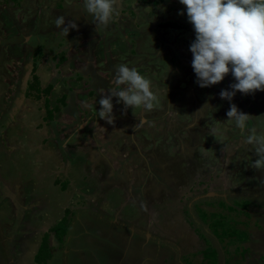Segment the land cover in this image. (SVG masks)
Wrapping results in <instances>:
<instances>
[{
  "label": "rangeland",
  "instance_id": "374dc122",
  "mask_svg": "<svg viewBox=\"0 0 264 264\" xmlns=\"http://www.w3.org/2000/svg\"><path fill=\"white\" fill-rule=\"evenodd\" d=\"M65 4L0 0V260L37 264L32 242L48 232V264H264V170L226 124L234 103L251 115L246 132L264 130V91L228 101L231 74L196 83L179 0H120L98 29L83 0ZM61 15L78 29L64 35ZM119 64L150 79L160 104L124 111L113 97L108 124L98 101ZM216 121L223 145L209 135ZM83 229L80 255L89 246L94 259H75Z\"/></svg>",
  "mask_w": 264,
  "mask_h": 264
},
{
  "label": "clouds",
  "instance_id": "9594fccd",
  "mask_svg": "<svg viewBox=\"0 0 264 264\" xmlns=\"http://www.w3.org/2000/svg\"><path fill=\"white\" fill-rule=\"evenodd\" d=\"M69 6L72 0H68ZM185 6L188 22L193 26L195 39L190 44L192 69L196 83L201 88L224 81L231 74L234 78L228 89L219 93L221 99L231 101L237 92L245 95L264 91V0H179ZM120 0H83L85 12L97 26L107 27L120 15ZM181 11L179 15H184ZM64 15L56 17L54 25L64 35L78 29L74 22H68ZM113 88L102 93L98 104V117L108 124L115 123L113 97L116 103L124 105V111L131 108L151 112L159 104V96L152 90L150 79L136 68L119 64L112 80ZM135 115V114H134ZM226 124H232L245 136L243 143L254 148L257 159L250 163L256 170H264V130L248 129L251 115L242 112L232 103L226 113ZM146 123L139 120V126ZM221 122L210 127L209 135L223 145L225 133ZM44 234V233H43ZM57 239V238H56ZM58 240V239H57ZM264 255V253H263ZM36 262V260H35ZM45 264H48L47 262Z\"/></svg>",
  "mask_w": 264,
  "mask_h": 264
},
{
  "label": "crops",
  "instance_id": "0c3cea01",
  "mask_svg": "<svg viewBox=\"0 0 264 264\" xmlns=\"http://www.w3.org/2000/svg\"><path fill=\"white\" fill-rule=\"evenodd\" d=\"M71 163V162H70ZM8 221V220H7ZM85 228H86V226H85ZM84 230V229H83ZM68 231H69V228H68ZM67 231V232H68ZM82 232H84V233H82ZM2 233V232H1ZM81 234L82 235H80V237H78V238H76V237H74V235H73V240H76V241H78L77 242V244L75 243V245L74 246H76L77 247V249H76V251L74 252V254H75V259H83V257H86L85 259H94V257L97 255V253H95L92 249H90L89 248V246H86V248L84 249V250H88L89 249V251H88V253L87 254H84V255H80V249H81V246L82 245H80L79 244V238H80V242H81V240L83 239V237L85 236V238L83 239L84 241H89V239L91 238L89 235H90V233H89V231L88 232H86V229L84 230V231H81ZM4 235H7V234H4ZM67 235V233L65 234V236ZM70 236H72V234L70 235ZM79 236V235H78ZM5 237V236H4ZM8 239H12L13 240V235H10V236H6ZM67 237V236H66ZM70 239H71V237H70ZM5 240H7V239H5ZM74 242V241H73ZM109 245H111V244H109ZM111 247V246H110ZM83 250V251H84ZM196 252V251H195ZM194 252V253H195ZM264 253V252H263ZM243 256V254L241 255V257ZM248 256H249V258H252V259H260V258H258V257H253V256H251L250 254H248ZM110 259H114V257L113 256H110L109 257ZM116 258V257H115ZM189 258H191V259H195V258H197V257H194V256H192V257H189ZM189 258H187V259H189ZM11 259H13V256H12V258ZM124 258H123V255H121V259H117L118 260V263L117 264H119V262H120V260L124 263V260H123ZM225 259V258H224ZM147 260H149V261H151V262H153V261H155V259H147ZM164 261L165 260H167V259H163ZM34 261H35V259H34ZM145 261V259H143V262ZM189 261V260H188ZM187 261V262H188ZM194 261H196V260H194ZM128 262V261H127ZM126 262V263H127ZM166 262V261H165ZM167 263V262H166ZM151 264V263H150Z\"/></svg>",
  "mask_w": 264,
  "mask_h": 264
},
{
  "label": "trees",
  "instance_id": "16d2710c",
  "mask_svg": "<svg viewBox=\"0 0 264 264\" xmlns=\"http://www.w3.org/2000/svg\"><path fill=\"white\" fill-rule=\"evenodd\" d=\"M37 77V75H36ZM66 220V219H65ZM63 229L59 232V228H56V226L51 227L52 231L55 230L60 237V239L64 238L65 234L67 233V225H62ZM55 233V232H54ZM48 232H46L43 236V239L41 241L40 247L37 250V253L35 255V260L38 264H42V262H46L47 259L51 256L49 252V236ZM56 236V233H55ZM59 239L58 237H56ZM59 241V240H58Z\"/></svg>",
  "mask_w": 264,
  "mask_h": 264
},
{
  "label": "flooded vegetation",
  "instance_id": "af4514ba",
  "mask_svg": "<svg viewBox=\"0 0 264 264\" xmlns=\"http://www.w3.org/2000/svg\"><path fill=\"white\" fill-rule=\"evenodd\" d=\"M63 2V1H62ZM65 5H69V4H65ZM7 223H9V225H10V227L14 230V232L15 233H17V231H18V229L15 227V225L13 226V223H10L9 221H6ZM9 225H8V230H9ZM42 231V230H41ZM0 232H2V225L0 224ZM40 233H42V232H40ZM12 235V234H11ZM35 236H38V235H35ZM43 236L44 235H42L41 236V238L43 239ZM32 237V236H31ZM20 238H22V239H26V237L24 236V234H22L21 236H20ZM30 238V237H29ZM42 239H40L39 241H36V242H32V243H36V244H38V246H37V250H38V248L40 247V244H41V240ZM9 240V239H8ZM29 240H31V239H29ZM6 242V241H5ZM12 242H13V240H12ZM30 245V244H29ZM6 247V246H5ZM30 248H31V245H30ZM9 250V249H8ZM37 250H36V253H37ZM36 253H34V255H33V257L36 255ZM32 261H34V259H32ZM34 263H35V261H34ZM37 263V262H36ZM0 264H18L17 262H15L14 261V259H5V260H0ZM38 264V263H37Z\"/></svg>",
  "mask_w": 264,
  "mask_h": 264
}]
</instances>
